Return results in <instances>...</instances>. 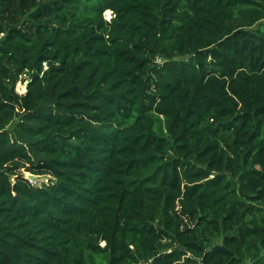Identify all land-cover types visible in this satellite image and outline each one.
Wrapping results in <instances>:
<instances>
[{"label":"trees","instance_id":"obj_1","mask_svg":"<svg viewBox=\"0 0 264 264\" xmlns=\"http://www.w3.org/2000/svg\"><path fill=\"white\" fill-rule=\"evenodd\" d=\"M0 264H264V0H0Z\"/></svg>","mask_w":264,"mask_h":264},{"label":"rangeland","instance_id":"obj_2","mask_svg":"<svg viewBox=\"0 0 264 264\" xmlns=\"http://www.w3.org/2000/svg\"><path fill=\"white\" fill-rule=\"evenodd\" d=\"M111 18H112V12L111 11L106 12L105 13V19L109 21ZM26 83H28V82L27 81H21V82H19L17 84V90H20L21 92H23V89H24V86H26ZM18 87H21V89L18 88ZM25 176L27 178L28 177V173H26ZM48 181H49L48 178L40 177L36 181L31 182V183H33V184H35L37 186H41L43 183H47Z\"/></svg>","mask_w":264,"mask_h":264},{"label":"water","instance_id":"obj_3","mask_svg":"<svg viewBox=\"0 0 264 264\" xmlns=\"http://www.w3.org/2000/svg\"><path fill=\"white\" fill-rule=\"evenodd\" d=\"M26 85H27V83H26ZM38 178H40V177H38V176H36V175H33V174H28V177H27V179H28L30 182H34V181H36Z\"/></svg>","mask_w":264,"mask_h":264},{"label":"built area","instance_id":"obj_4","mask_svg":"<svg viewBox=\"0 0 264 264\" xmlns=\"http://www.w3.org/2000/svg\"><path fill=\"white\" fill-rule=\"evenodd\" d=\"M20 86H21V85H20ZM18 88L21 89V87H18ZM17 92L20 93V94H24V93H26V86H24L23 92H21L20 90H17Z\"/></svg>","mask_w":264,"mask_h":264},{"label":"bare ground","instance_id":"obj_5","mask_svg":"<svg viewBox=\"0 0 264 264\" xmlns=\"http://www.w3.org/2000/svg\"><path fill=\"white\" fill-rule=\"evenodd\" d=\"M108 12V11H107Z\"/></svg>","mask_w":264,"mask_h":264}]
</instances>
